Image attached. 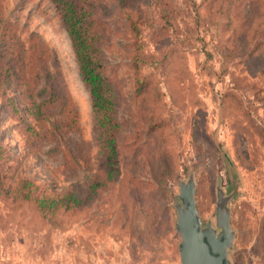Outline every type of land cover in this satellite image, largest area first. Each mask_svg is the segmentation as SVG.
Returning <instances> with one entry per match:
<instances>
[{"label": "rangeland", "instance_id": "1", "mask_svg": "<svg viewBox=\"0 0 264 264\" xmlns=\"http://www.w3.org/2000/svg\"><path fill=\"white\" fill-rule=\"evenodd\" d=\"M88 1L114 135L53 3L0 0V264H181L190 178L205 225L231 197V264H264V0ZM66 192L82 206L38 210Z\"/></svg>", "mask_w": 264, "mask_h": 264}, {"label": "trees", "instance_id": "2", "mask_svg": "<svg viewBox=\"0 0 264 264\" xmlns=\"http://www.w3.org/2000/svg\"><path fill=\"white\" fill-rule=\"evenodd\" d=\"M63 20L65 28L72 40L76 54V60L80 69V75L88 86L93 110L107 127L108 132L114 135V105L116 103L115 83L109 71L106 69V62L102 55L101 44L103 42V32L101 21L94 14L92 3L88 0H50ZM123 1V0H121ZM161 18L165 14L161 13ZM132 23V22H131ZM134 29L136 24L132 23ZM114 141V139H113ZM110 141V147L113 145ZM114 152V149H112ZM114 156L109 157L108 179L114 175ZM118 164V163H117ZM27 185L25 187H28ZM4 187L0 179V193ZM26 199H30L29 196ZM84 196L74 192H66L54 197H42L35 199L37 208L40 212H56L59 210L78 209L84 203Z\"/></svg>", "mask_w": 264, "mask_h": 264}, {"label": "water", "instance_id": "3", "mask_svg": "<svg viewBox=\"0 0 264 264\" xmlns=\"http://www.w3.org/2000/svg\"><path fill=\"white\" fill-rule=\"evenodd\" d=\"M179 188L175 207L181 264H231L229 255L235 238L229 209L231 197L219 191L216 224L205 225L197 210L193 178L182 182Z\"/></svg>", "mask_w": 264, "mask_h": 264}, {"label": "crops", "instance_id": "4", "mask_svg": "<svg viewBox=\"0 0 264 264\" xmlns=\"http://www.w3.org/2000/svg\"><path fill=\"white\" fill-rule=\"evenodd\" d=\"M48 264H56V262H50V263H48Z\"/></svg>", "mask_w": 264, "mask_h": 264}]
</instances>
